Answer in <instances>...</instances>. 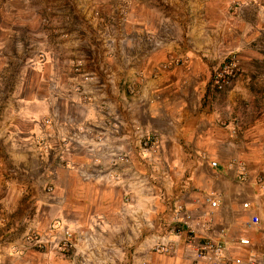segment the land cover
I'll return each mask as SVG.
<instances>
[{
	"label": "crops",
	"instance_id": "crops-1",
	"mask_svg": "<svg viewBox=\"0 0 264 264\" xmlns=\"http://www.w3.org/2000/svg\"><path fill=\"white\" fill-rule=\"evenodd\" d=\"M190 1L195 5L196 12L204 5L200 0ZM215 1L206 0L213 13H190L191 20L185 13H175L173 17L172 13L168 15L160 9L155 11L151 9L155 7L153 2L145 5L143 12L137 8L129 13V30L144 24L160 34L172 33L166 46L149 59L147 67L164 61L170 51L178 55L182 53V35L186 25L190 28L187 33L194 36L188 50L196 57L188 61V65L175 66L162 71L157 79L149 80L148 87L141 94L143 103L135 112L136 119L145 128L162 135L163 162L166 166L162 165L156 175L151 174L149 186L143 185V189L139 181L132 184L129 180L134 193L133 202L124 204L117 198V201L104 205L108 208L112 206L109 210L114 211L123 208L130 211L133 208V214L139 217L133 226L137 229L141 224L140 228L145 230L149 219L160 216L168 219V205L174 199L198 213L208 210L206 195L220 193V204L213 210V233L222 236L219 232L224 230V239L232 257L247 259L250 254L264 257V189H259L255 183L257 176L264 179V6L252 13L253 21L249 19L251 13L237 20L227 16L229 13L224 8L215 11L212 3ZM259 1L264 3V0ZM220 2L228 4L231 0ZM178 6L181 8V5ZM169 19L174 21L170 27L167 25ZM51 32L48 30L47 37L39 32L40 40L53 45ZM220 34H225L221 48L216 42ZM230 50L238 53V76L229 88L220 92H206L207 85L199 84V76L208 80L211 68L216 63L213 59H221ZM153 95L160 96L154 99ZM202 155H206L208 160H204ZM233 159L245 163L250 179L237 176V170L229 166ZM211 160L216 161V167L210 166ZM139 170L145 173L152 169L142 166ZM31 178L34 180L33 176ZM1 180L2 176L0 184ZM119 182H114V185L118 184L119 187ZM118 187L115 188L117 193ZM92 189L87 190L88 196L96 194ZM154 195H161L163 204L157 206L153 203ZM244 202H248L247 208L243 207ZM5 206L7 208V203ZM115 214L116 218L113 215L108 223L101 222L95 231L93 228L98 223L94 225L90 222L88 227L81 229L86 235L91 232L104 233L101 234L102 240H91L89 243L95 249V254L87 246H71L70 254L48 251L46 264H195L182 248L178 255H163L146 252L144 243L136 248L138 256L131 258L118 254L110 258V252L119 253L120 246L124 245L123 240H130L132 234V230L119 220L117 212ZM141 218L142 222L139 220ZM2 220L0 218V223ZM251 220H258V223L247 227ZM238 236L247 238L248 244L239 245ZM7 245L6 237L0 234V264H33L27 259L29 252L12 253Z\"/></svg>",
	"mask_w": 264,
	"mask_h": 264
},
{
	"label": "rangeland",
	"instance_id": "rangeland-1",
	"mask_svg": "<svg viewBox=\"0 0 264 264\" xmlns=\"http://www.w3.org/2000/svg\"><path fill=\"white\" fill-rule=\"evenodd\" d=\"M200 1L204 5L196 12L190 0L182 3L170 0H0V218L3 219L0 234L6 237L12 253L29 252L27 259L33 264L38 261L46 264L48 251L70 254L71 246H87L95 254L89 243L102 240L101 234L104 233L86 235L81 229L88 227L90 222L98 223L93 228L95 231L101 222L108 223L113 215L116 218V212L132 234L130 240L121 239L124 245L120 246V252H110V258L118 254L131 258L138 256L136 248L141 243L148 252L149 241L146 239L150 232L148 229H135L133 224L139 217L133 214V208L114 211L109 210L112 206L104 205L117 198L124 204L133 202L129 199V194H134L129 179H121L118 187V184L114 185L118 182L111 177L103 176L98 180L84 177V159L77 150L59 144L63 147L58 150V159H49V154H45L46 148L37 138L46 132L58 135L60 127L66 124L61 114L75 108L71 103L55 98H64L65 80L69 78L63 62L65 50L57 46L59 29L85 23L87 16L82 13H133L137 8L143 12L149 2L155 3L151 9L163 10L168 15L172 13L173 17L175 13H185L188 17L190 13H213L206 0ZM212 3L215 11L224 8L229 13L227 16L237 20L251 13L250 21L254 20L252 13L264 6L259 0H231L228 4L216 0ZM173 23L169 19L167 25L170 27ZM48 30H52L50 38L54 40L53 45L40 40V33L47 37ZM189 30L186 25L182 35V53L177 54L182 58V64L196 57L188 50L194 38L192 33H187ZM220 35L216 42L221 48L225 34ZM86 52L77 53L76 57L86 56ZM223 57H216L213 61L217 64ZM199 78V84L206 86L207 77ZM51 108L61 112L55 120H52L54 113L51 111L54 110ZM90 188L95 189L93 196H88ZM161 200V195H154L152 201L159 206L163 204ZM139 220L142 222V218ZM154 220L158 219H151L153 223ZM67 227L72 230V235L70 243L63 244L59 239ZM160 229L164 231L162 227ZM171 255H178V252Z\"/></svg>",
	"mask_w": 264,
	"mask_h": 264
},
{
	"label": "built area",
	"instance_id": "built-area-1",
	"mask_svg": "<svg viewBox=\"0 0 264 264\" xmlns=\"http://www.w3.org/2000/svg\"><path fill=\"white\" fill-rule=\"evenodd\" d=\"M82 15L87 16L85 23L59 29L57 45L65 50L63 62L69 78L65 80L64 98H55L69 102L75 108L61 114L66 124L60 127L58 135L46 132L36 137L46 148L45 154L55 160L63 146L77 150L84 159V177L98 180L105 176L116 182L126 178L132 184L139 181L143 189V185L149 186L151 174L156 175L162 165L166 166L162 154L164 141L162 135L145 128L136 119L135 112L143 103L141 94L148 87V81L157 79L162 71L181 65L182 58L170 52L158 65L147 67L149 59L166 46L170 32L160 34L143 25L129 30V13ZM84 51H87L86 56L76 57ZM238 73L237 54L229 51L211 68L206 92L229 88ZM153 96L158 99L160 95ZM57 109L51 111L54 113L52 120L61 113ZM202 158L208 160L206 155ZM142 166L152 170L142 173L139 170ZM210 166L216 167V161L211 160ZM229 166L237 170L238 177L250 179L244 162L233 159ZM255 183L259 189H264L263 177H255ZM220 197L221 194L216 192L206 195L208 210L198 213L179 200L171 201L168 219L160 216L155 223L150 219L146 222L145 229L150 232L148 252L171 255L182 248L195 264H264V257L254 254L247 259L232 257L224 230L219 232L222 236L213 233V210L219 206ZM248 206V202L243 203L244 208ZM257 223L258 220H251L246 226ZM71 235L72 230L67 227L59 240L63 244L70 243ZM237 242L247 245L248 239L238 236Z\"/></svg>",
	"mask_w": 264,
	"mask_h": 264
},
{
	"label": "clouds",
	"instance_id": "clouds-1",
	"mask_svg": "<svg viewBox=\"0 0 264 264\" xmlns=\"http://www.w3.org/2000/svg\"><path fill=\"white\" fill-rule=\"evenodd\" d=\"M141 25H142V24H141ZM143 26H144V24H143ZM169 35L172 36V33H169ZM230 51H234V52L237 54V58H238V53H237L235 50H230ZM157 52H159V51H157ZM228 52H229V51H228ZM228 52H227V53H228ZM227 53H226V54H227ZM155 54H156V53H155ZM226 54H225V55H226ZM225 55H224V57H225ZM224 57H223V58H224ZM181 65H182V64H181ZM215 65H216V64H215ZM215 65H214V66H215ZM210 72H211V71H210ZM209 78H210V76H209ZM209 78H208V80H209ZM207 83H208V82H207ZM206 85H207V84H206ZM218 92H220V91H218ZM36 136H37V135H36Z\"/></svg>",
	"mask_w": 264,
	"mask_h": 264
}]
</instances>
